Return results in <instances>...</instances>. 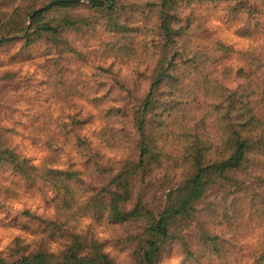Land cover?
I'll return each mask as SVG.
<instances>
[{"label":"clouds","instance_id":"9594fccd","mask_svg":"<svg viewBox=\"0 0 264 264\" xmlns=\"http://www.w3.org/2000/svg\"><path fill=\"white\" fill-rule=\"evenodd\" d=\"M135 2L140 7L153 4L155 8L147 18L137 13V19L128 25L141 30L130 46L131 54L121 51L126 43L117 44L116 34L107 31L106 20H100L93 30H70L63 39L74 51L65 50L63 44L56 47L39 42V54L34 58L13 61L24 45L20 41L11 51L0 53V131L11 130L6 131L5 148L19 163L27 162L35 169L37 177L29 186L11 166L0 172V260L5 264L21 258V254L13 255L17 249H27L22 253L27 256L44 241L49 254L66 253L71 240H52L38 230L51 223L65 225L76 236L90 235L105 245L102 254L114 264H136L133 249L121 251L113 243L127 238L120 225L82 211L93 193L78 192V203L70 210L73 218L67 219L62 210L63 191L42 178L46 172H72L84 186H98L97 165L111 167L115 174L134 152L138 153L136 130L123 116L109 115L130 100L147 97L161 60L154 44L162 40L163 0ZM241 3L244 7L238 19L230 23L231 10ZM43 6L37 0L36 9ZM172 14L180 21L170 24L174 32L192 20L187 35L177 41V48L186 52L185 59L195 58L197 66L171 72L179 77V83L170 85L165 80L159 86L165 94L161 104L175 101L180 107L166 120L156 146L175 155L199 139L209 146L208 159H230L234 150H225L231 136L227 130L230 122L246 123L254 117L240 136L254 142L264 139V0H219L216 4L191 0ZM55 18L59 21L63 13ZM51 19L53 15L47 14L44 22ZM30 24L26 18L25 26ZM244 29L248 34H243ZM9 75L13 77L12 87L6 88L10 82L5 77ZM233 100L240 103L230 113V120H225ZM129 133L134 139L128 138ZM189 170L190 163L181 162L157 169L153 177L182 184ZM234 179L245 186L264 181V153H249L247 162L235 170ZM208 200L214 201L216 196L208 194ZM237 208L227 216L223 212L205 214L202 220L180 225L177 234L184 243L173 242L170 255L165 254L159 264H264V204L253 206L245 201ZM25 225L32 230H26ZM204 234L209 240L221 242L219 252L205 246ZM86 255L81 253L82 257Z\"/></svg>","mask_w":264,"mask_h":264},{"label":"rangeland","instance_id":"374dc122","mask_svg":"<svg viewBox=\"0 0 264 264\" xmlns=\"http://www.w3.org/2000/svg\"><path fill=\"white\" fill-rule=\"evenodd\" d=\"M205 2L206 0H200L202 4ZM207 2L216 4L219 0ZM36 3L37 0H0V53H7L18 42L24 41L23 47L12 58L13 61L34 58L39 54V42L56 47L63 44L65 50L74 51L68 48L63 37L70 35V30H93L100 20L107 21V31L116 34L117 44L126 43L121 51L131 54L133 49L130 46L135 43L136 34L141 30L128 25L137 19V13L147 18V13L155 8L153 4L140 7L135 0H89L88 3H81V0H41L44 6L39 10L36 9ZM184 3H191V0H163L160 13L162 40L159 44H154L160 50L161 60L147 97L143 100H130L123 109H114L109 113L123 116L139 134V140L136 141L138 153L134 152L133 157L115 174L113 168L97 165L98 186H84L78 179V174L72 172H46L42 177L63 191L62 210L67 219L73 218L70 210L78 203V192L93 193L82 211L93 214L97 220L106 218L111 224L120 225L127 233V238L113 243L121 251L133 249L136 264H159L165 254L170 255L173 242L184 243L183 238L177 234V229L187 221L202 220L205 214L215 216L219 212L227 216L229 211L237 212V205L245 201H250L253 206L257 202L264 204V181L245 186L234 179L235 170L241 167L242 162H247L249 153H264V139L256 142L247 139L251 151L238 163L233 161V164L230 159H208L206 153L209 146L201 143L199 139L191 148L184 149L183 153L177 151L175 155H170L156 146V140L161 135V129L166 126V120L180 107L179 102L175 101L162 105L161 97L165 94L159 91V86L165 80L170 85L179 83V77L171 75V72L179 71L181 67L197 66L195 58L185 59L186 52L177 48V41L187 35L192 20L189 19L186 26L179 31L174 32L170 27L172 22H180L178 16L172 13ZM243 7L244 4L241 3L231 10L230 23L238 19V13ZM62 13L63 18L57 21L55 17ZM47 14H52L53 19L44 22ZM26 18L31 20L28 26H25ZM242 32L248 34L247 29ZM80 59L83 60L84 57L80 56ZM177 61H181V64ZM5 79L10 82L6 88L12 87L13 77L9 75ZM131 95L129 93L130 97ZM238 103L240 101L233 100L229 104V115L224 117L225 120H230V113ZM241 119L243 117L237 118ZM254 120L253 117L246 123L228 124L227 130L231 136L225 150H235V140L242 139L240 131L248 128ZM6 131H0V172L11 166L15 173L22 175L29 186H32L37 179L36 170L29 168L27 162L19 163L14 154L5 148L8 143ZM128 138L134 139V135L129 133ZM181 162L190 163L184 183L177 184L167 177L159 181L153 177L157 169L175 167ZM208 194L215 195L216 200L209 202ZM197 212L199 216L193 215ZM40 223L44 224L43 221ZM199 226L203 229L202 222ZM24 227L32 230L27 225ZM38 230L46 233L52 240L67 239L72 244L66 253L58 256L48 253L47 241L42 242L35 252L27 256L22 255L27 249H17L13 255L21 254V258L13 264H114L102 254L105 245L97 243L90 235L76 236L60 223L47 224ZM203 239L206 247L220 251L222 245L219 240H209L206 234ZM84 252L87 255L82 257L81 253ZM0 264L5 262L0 260Z\"/></svg>","mask_w":264,"mask_h":264},{"label":"trees","instance_id":"16d2710c","mask_svg":"<svg viewBox=\"0 0 264 264\" xmlns=\"http://www.w3.org/2000/svg\"><path fill=\"white\" fill-rule=\"evenodd\" d=\"M66 2H70V0H66ZM234 154L230 158V163L233 164V161H236L238 163L239 161L242 160L243 157H245L248 153V151H251L250 148V142L247 141V139H239L235 140L234 143ZM234 166V165H232Z\"/></svg>","mask_w":264,"mask_h":264}]
</instances>
